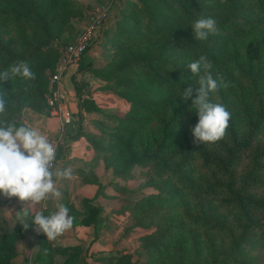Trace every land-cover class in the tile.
Returning <instances> with one entry per match:
<instances>
[{
    "label": "trees",
    "instance_id": "obj_1",
    "mask_svg": "<svg viewBox=\"0 0 264 264\" xmlns=\"http://www.w3.org/2000/svg\"><path fill=\"white\" fill-rule=\"evenodd\" d=\"M131 6L115 19L111 56L99 75L114 82L111 92L128 108L112 115V127L101 131L105 142H89L107 154L104 160L115 173L126 174L134 166L150 170L147 183L155 192L139 198L132 209L133 226L153 227L139 238L147 255L144 264H260L258 251L264 253V0H134ZM75 10L72 0H0V72L26 62L35 74L34 80L16 77L0 83L7 108L0 119L25 126L13 117L20 116L25 106L39 111L48 77L40 68L52 70L60 53L47 43ZM201 17L214 18L219 30L203 41L195 40L191 29ZM24 27L33 31L25 33ZM11 29L15 35L4 38L3 33ZM201 56L212 63L213 78L230 83L212 99L223 104L231 118L223 138L194 145L191 129L198 117L191 100L195 94L187 101L180 95L198 79H191L187 64ZM88 67L80 64L78 69ZM79 102L84 112L99 110L92 99L79 98ZM71 131L68 137L74 136ZM83 180L99 185L95 179ZM99 211V206L87 204L85 214L74 223L93 224ZM31 216L24 219L30 221ZM20 221L15 218L10 229L0 232V264H12L15 241L30 228L25 230ZM36 260L44 262L40 253ZM94 260L134 264L130 253ZM76 262L72 251L60 264Z\"/></svg>",
    "mask_w": 264,
    "mask_h": 264
},
{
    "label": "rangeland",
    "instance_id": "obj_2",
    "mask_svg": "<svg viewBox=\"0 0 264 264\" xmlns=\"http://www.w3.org/2000/svg\"><path fill=\"white\" fill-rule=\"evenodd\" d=\"M72 1L75 2V12L68 17L57 36L51 39L47 46L55 47L56 51H60L56 60L58 61L63 48L83 31L94 11L103 9L107 13L109 17L105 21L100 35L96 36L89 46L85 58L82 59V57L76 63L88 64V69L81 72L77 71L78 74L71 77V82L74 80L79 90L80 97L76 96L80 99L94 98L93 101H95L99 110L98 112H84L79 107V100L76 101L77 104L74 102L72 107L66 108L70 115L69 123L73 124L74 136L65 138L63 151L61 149L57 153V160L62 159V161H57L53 171L71 167L73 177L71 179H57L54 177L61 196L59 198L50 197L48 200L42 201L35 209L28 211L30 215H34L35 211L42 210L44 215L47 216L57 211V204H63L69 209V215L74 217L73 225L54 241H49L43 234H37L30 226L26 234L15 241V256L10 261L12 264H45L48 260H51L53 264H60L67 253L76 251V264H81L80 261L82 260L86 264H99L94 260L95 258L122 253H130L134 264H144L147 255L140 248L139 238L153 230V227L146 229L133 226L132 209L139 198L155 192L147 183L150 170L147 166H134L126 174L115 173L111 166L107 165L108 162L104 160L107 154L94 149L89 142V140L105 142L106 135L101 131L112 127V115L123 114L128 108V105L122 99L111 92L115 87L114 82L105 81L99 78V75H103L106 62L111 56L110 44L115 19L120 16L121 12H127L131 9V3L134 0ZM22 30L25 33H31L33 28L24 27ZM15 33L16 31L11 29L8 33H3V36L4 38L13 37ZM87 54L91 55L92 58L87 60ZM249 56L253 59V62L256 61L254 51H251ZM42 69L48 72V77L46 78V89L42 97L43 101L39 103V111H35L33 107L28 106L23 107L20 111V115H25L27 122L33 127L40 118L43 120L56 118V116L50 114V108L46 102V97L50 94V77L54 73L55 67L52 70L49 67H41L40 70ZM37 71H39V68H36ZM79 110H81V113H79ZM35 113L38 115H35ZM50 121L52 127L51 129L47 128L49 130L44 134L46 137L55 135L57 126L59 127L54 123L57 119H50ZM60 122L57 121V123ZM53 127H55L54 130ZM61 128L64 133V127ZM83 178L95 179L100 186L95 183H86ZM116 187L127 189V191L123 194L118 193ZM87 204L100 207L96 221L88 226L76 225L74 221L85 214ZM23 213L24 210L16 199L11 205L0 206V232L10 229L14 219L22 218ZM63 247H68V249L62 252ZM258 252H260V256L254 251L261 259L260 264H264V253H261L260 250ZM38 253H40L44 262L36 260Z\"/></svg>",
    "mask_w": 264,
    "mask_h": 264
},
{
    "label": "clouds",
    "instance_id": "obj_3",
    "mask_svg": "<svg viewBox=\"0 0 264 264\" xmlns=\"http://www.w3.org/2000/svg\"><path fill=\"white\" fill-rule=\"evenodd\" d=\"M224 3L225 0H220ZM195 40L203 41L210 34H217V22L212 17H201L191 26ZM192 77H198L193 86L186 87L181 93L182 100H191V108L198 117V122L192 127L193 144L214 143L225 135L229 126L231 113L226 107L214 102L212 96L221 87L228 84L222 78H213L212 63L206 57L187 64ZM21 77L24 80H34L35 74L26 62H19L9 69L0 72V83ZM6 100L0 94V117L6 113ZM56 146L39 130L28 126H15L0 119V195L16 197L22 203L24 213L21 225L26 230L30 226L37 234H43L49 241L70 229L74 217L69 215V209L63 204H57V211L44 215L43 211H35L31 220L28 209H35L42 201L50 197L59 198L60 191L56 187L57 179H71V167L53 171L56 160Z\"/></svg>",
    "mask_w": 264,
    "mask_h": 264
},
{
    "label": "built area",
    "instance_id": "obj_4",
    "mask_svg": "<svg viewBox=\"0 0 264 264\" xmlns=\"http://www.w3.org/2000/svg\"><path fill=\"white\" fill-rule=\"evenodd\" d=\"M107 13L103 9L96 10L92 13L89 23L85 26L83 31L79 33L76 38L68 43L62 50L60 57L56 63L55 71L50 77L49 88L50 94L46 97V102L50 108V114L52 116L59 117L61 122L59 123L58 132L50 137H47L50 142L56 146V160L54 161V168L57 164V153L65 145L66 125L70 124V115L65 107H63V96L58 92L57 86L61 81V77L66 72L67 68L71 65H75L82 57H84L89 49L91 43L95 40V37L100 35L105 21L108 19ZM61 124V126H60ZM64 127V133L62 128Z\"/></svg>",
    "mask_w": 264,
    "mask_h": 264
},
{
    "label": "crops",
    "instance_id": "obj_5",
    "mask_svg": "<svg viewBox=\"0 0 264 264\" xmlns=\"http://www.w3.org/2000/svg\"><path fill=\"white\" fill-rule=\"evenodd\" d=\"M89 51V50H88ZM88 55V54H87ZM89 57V58H88ZM87 57V60L88 59H91L92 56L91 55H88ZM85 57H83L82 59H84ZM90 61V60H89ZM87 62V61H86ZM80 67V64H76V65H71L67 68V71L63 74V76L61 77V81L60 83L58 84L57 86V90L58 92L63 96V107L65 108H70L72 107V105L74 104H77L76 101L79 100V98L76 96V93H75V90L73 91V86H72V82H71V77H73L74 75H77V71L81 72L83 69L79 70L78 68ZM94 97V96H93ZM92 97V98H93ZM94 100V98L92 99ZM95 102V101H94ZM46 113V111H45ZM79 113H81V110H79ZM35 115H38L37 113H35ZM40 115V114H39ZM20 122L22 124H24L25 126H28V127H32V128H35L37 130H39L42 134H45L46 132H48L49 129L47 128H50L51 129V121L50 119L54 120V119H57V121L60 122V118L59 117H52V118H47L45 120L43 119H39L38 122L35 123L34 127L33 125H30L27 121V119L25 118V115H20ZM40 117H42V115H40ZM34 118H36L34 116ZM57 121H55L54 123L56 125H59V123H57ZM46 123V127L44 128V125ZM58 127V126H57ZM55 127H53V130H54ZM73 128V124H71V129ZM55 132H58V128L56 129ZM58 161H62V159L58 160ZM15 199L16 201L17 198L16 197H11V198H8V197H5L3 195H0V206L2 205H7V204H10L14 201L15 202ZM20 204V206L23 207L22 203L18 202ZM23 209V208H22ZM24 210V209H23ZM28 210H31V209H28Z\"/></svg>",
    "mask_w": 264,
    "mask_h": 264
},
{
    "label": "water",
    "instance_id": "obj_6",
    "mask_svg": "<svg viewBox=\"0 0 264 264\" xmlns=\"http://www.w3.org/2000/svg\"><path fill=\"white\" fill-rule=\"evenodd\" d=\"M15 120H17V121H19L20 120V117L19 116H14L13 117ZM66 131L67 132H70L71 131V124H68V125H66Z\"/></svg>",
    "mask_w": 264,
    "mask_h": 264
}]
</instances>
